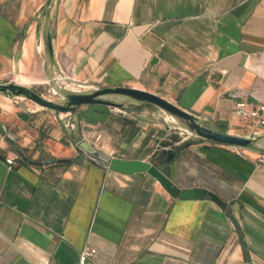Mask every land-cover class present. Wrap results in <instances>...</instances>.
I'll use <instances>...</instances> for the list:
<instances>
[{
    "label": "crops",
    "instance_id": "0c3cea01",
    "mask_svg": "<svg viewBox=\"0 0 264 264\" xmlns=\"http://www.w3.org/2000/svg\"><path fill=\"white\" fill-rule=\"evenodd\" d=\"M257 71L264 0H0V83L46 89L63 73L129 87L246 137L228 92L264 94ZM105 99L118 106L79 105L65 120L0 92V264H79L83 248L94 249L83 264H264V151L183 138L160 108ZM256 132L264 149V127ZM169 135L177 150L157 168L220 203L173 197L146 173L92 164L74 147L83 138L147 161Z\"/></svg>",
    "mask_w": 264,
    "mask_h": 264
},
{
    "label": "water",
    "instance_id": "95a60500",
    "mask_svg": "<svg viewBox=\"0 0 264 264\" xmlns=\"http://www.w3.org/2000/svg\"><path fill=\"white\" fill-rule=\"evenodd\" d=\"M46 46L48 51H51L49 33H46ZM61 91L62 90H60V93ZM0 92H3L7 95L23 96L42 108L50 109L56 112H70L74 107L83 104H103L110 107H115L118 106V103L105 99L106 96H121L133 101L152 104L160 108L165 114H168L174 118L178 124L182 123L184 125L183 128L187 129L198 138L260 152L264 151L261 146L255 143L254 138L230 135L206 128L198 124L190 114L170 104L163 98L138 89L113 86L98 87L96 90L82 93L67 92L61 99L63 100V103H56L45 99L27 87L9 82L0 83ZM166 129L172 134L175 131L171 127H168V125H166ZM177 140L178 139H176L173 135H169L168 137L160 140L151 153L150 160L147 161L120 160L116 157L107 156L95 149L83 138L76 140L74 147L78 153L84 156L86 161L92 164H101L111 170L126 174L146 173L147 175L153 177L173 197H177L179 199H194L203 198L207 195L211 200L220 203L215 196L202 189L179 190L157 168V165H160L161 163L167 164L172 159L177 150V145H173V142Z\"/></svg>",
    "mask_w": 264,
    "mask_h": 264
},
{
    "label": "built area",
    "instance_id": "2783aa9c",
    "mask_svg": "<svg viewBox=\"0 0 264 264\" xmlns=\"http://www.w3.org/2000/svg\"><path fill=\"white\" fill-rule=\"evenodd\" d=\"M257 76H259L264 82V72L261 73L260 71H257ZM46 84L47 91L58 99L63 98L60 90L70 93H82L96 90L98 88L96 85L75 82L72 79L67 78L63 73H58L53 76L52 84ZM228 95L234 99L232 103L233 116L239 123L250 126V133L246 137L254 138L257 134L256 130L264 127V94L260 92L258 87H255L249 90L233 89L228 92ZM244 96H247L249 99L246 101L243 100L242 97ZM165 115L166 116L163 118L165 123L168 127L176 130L179 136L183 138L195 137L194 134L187 129H181L178 126L177 121L170 115ZM69 127H72V125L70 124ZM4 161L8 166L13 164L12 158H5ZM93 253L94 249L83 248L79 252V264H83L87 258L93 255Z\"/></svg>",
    "mask_w": 264,
    "mask_h": 264
},
{
    "label": "rangeland",
    "instance_id": "374dc122",
    "mask_svg": "<svg viewBox=\"0 0 264 264\" xmlns=\"http://www.w3.org/2000/svg\"><path fill=\"white\" fill-rule=\"evenodd\" d=\"M31 89L32 91H34L35 93L39 94L40 96H42L43 98L45 99H48V100H51L53 102H56V103H63V100L61 99H58L56 96H53L51 95L48 91H47V86H46V89H40V88H29ZM67 92H65L64 90L61 91V94L64 96ZM11 97L12 100H16V101H22V102H27L29 103L32 107H36L38 109H44L45 108H42L40 106H38L37 104H35L33 101L27 99V98H24L23 96H20V95H9ZM106 98H112V99H120L121 96H115V95H109V96H106ZM117 103H119V101H115ZM117 107V106H115ZM75 109V107L73 108ZM72 109V110H73ZM45 111H50L51 113L57 115V116H61L62 119H65L67 120L69 118V112H56V111H53V110H50V109H46ZM176 131V130H175ZM178 135V134H176Z\"/></svg>",
    "mask_w": 264,
    "mask_h": 264
}]
</instances>
